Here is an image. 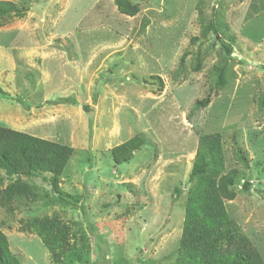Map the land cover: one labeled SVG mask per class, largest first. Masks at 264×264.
Returning <instances> with one entry per match:
<instances>
[{
	"label": "rangeland",
	"instance_id": "1",
	"mask_svg": "<svg viewBox=\"0 0 264 264\" xmlns=\"http://www.w3.org/2000/svg\"><path fill=\"white\" fill-rule=\"evenodd\" d=\"M0 1L26 11L0 20V127L72 148L60 190L78 198L59 203L38 178L25 182L39 198L0 205L20 264H52L24 226L44 217L71 229L85 264H176L198 139L213 133L237 173L225 210L264 262V0L139 1L134 17L114 0ZM136 135L115 165L110 150Z\"/></svg>",
	"mask_w": 264,
	"mask_h": 264
},
{
	"label": "trees",
	"instance_id": "2",
	"mask_svg": "<svg viewBox=\"0 0 264 264\" xmlns=\"http://www.w3.org/2000/svg\"><path fill=\"white\" fill-rule=\"evenodd\" d=\"M139 1L148 0H114L119 14L134 17L139 12ZM22 10L11 2L0 1V20L6 18L21 19ZM4 25V23H0ZM209 28L215 32L213 23ZM227 56L233 53L228 43L222 42ZM183 58L180 59V65ZM179 65V66H180ZM157 80L162 87L160 79ZM226 83L223 68L219 69L216 87L221 89ZM0 95L4 94L0 90ZM210 96L197 101L199 107L209 104ZM66 103L74 101L65 100ZM85 112L88 106H83ZM264 150V137L262 139ZM144 145L141 136H134L123 144L110 150L113 163H128L133 155ZM73 154V149L59 143L36 138L9 128L0 127V184L7 181L1 192L0 205L9 208V204L21 200L39 198L38 188L25 180L38 179L46 183L51 195L59 203L69 205L78 198L60 190V177ZM237 173L231 170L224 173L221 136L219 134L200 135L198 147L188 175L190 183L189 196L184 210L182 231L179 239L176 264H264L252 242L243 235L238 226L228 217L224 201H231L234 193ZM5 179V180H3ZM242 187L247 190L249 183L244 181ZM176 197L180 190L175 189ZM25 230L35 235L48 251L52 264H85L83 252L71 242V229L58 219L44 217L31 218ZM88 253V249H86ZM85 254V252H84ZM140 255L138 253L135 257ZM0 264H20L10 252L7 240L0 231Z\"/></svg>",
	"mask_w": 264,
	"mask_h": 264
}]
</instances>
